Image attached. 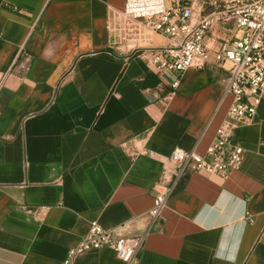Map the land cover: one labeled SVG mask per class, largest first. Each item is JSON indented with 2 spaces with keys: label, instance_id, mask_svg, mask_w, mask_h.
I'll return each instance as SVG.
<instances>
[{
  "label": "crops",
  "instance_id": "crops-1",
  "mask_svg": "<svg viewBox=\"0 0 264 264\" xmlns=\"http://www.w3.org/2000/svg\"><path fill=\"white\" fill-rule=\"evenodd\" d=\"M126 0H0V264H62L91 223L146 235L138 264H264V103L234 130L226 179L188 171L151 226L154 187L175 149L205 155L226 120V73L189 70L170 95L133 46L169 39L131 21ZM232 37L216 26L213 50ZM150 151L157 155L132 157ZM148 232V233H147ZM75 264H124L112 249Z\"/></svg>",
  "mask_w": 264,
  "mask_h": 264
},
{
  "label": "built area",
  "instance_id": "built-area-1",
  "mask_svg": "<svg viewBox=\"0 0 264 264\" xmlns=\"http://www.w3.org/2000/svg\"><path fill=\"white\" fill-rule=\"evenodd\" d=\"M124 15L131 21L124 34L135 32L146 40L140 32L144 29L169 39L164 48L135 45L131 49L150 70L174 75L168 95L179 87L187 71H203L213 64L226 73L222 81L225 95L232 96L226 120L205 155L175 149L168 158L163 172L165 183L154 187V205L149 212L152 226L188 171H205L226 179L242 167L245 150L235 141L234 130L251 124L264 103V0H126ZM219 25L231 27L232 37L222 40L212 56L213 49L205 41ZM124 147L134 158L157 157L150 151L134 153L128 144ZM145 238H119L114 231L93 222L62 264H75L78 253L105 248L112 249L124 264H138Z\"/></svg>",
  "mask_w": 264,
  "mask_h": 264
}]
</instances>
